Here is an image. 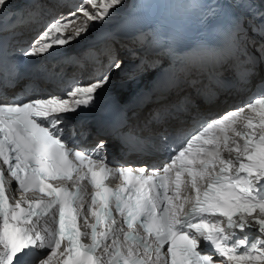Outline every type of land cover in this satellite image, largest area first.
<instances>
[{"label":"snow or ice","instance_id":"snow-or-ice-1","mask_svg":"<svg viewBox=\"0 0 264 264\" xmlns=\"http://www.w3.org/2000/svg\"><path fill=\"white\" fill-rule=\"evenodd\" d=\"M10 3L0 0V16ZM122 5L123 0H82L21 50L22 57L58 54L54 45L62 51L72 41L87 39L93 28L107 24ZM181 7L190 11L193 5ZM257 15L260 24L254 29L237 20L224 31L219 57L211 66H193L192 58L178 65L182 71L167 83L156 111L176 129L189 123L199 127L175 146L164 143L169 135L162 133L160 150L170 151V156L160 168L117 167L105 159L107 140L97 141L93 156L62 136L61 125L67 124L70 114L84 106L97 107L106 86L128 67L125 54L119 51L127 46L115 34H109L97 51V57H107V63L88 84L73 86L65 96L0 100V264H106L105 255L107 264H264V76L256 80L258 71L264 73V11ZM79 19L84 22L65 35ZM143 25L138 15L128 25L137 48L178 50L176 33ZM245 48L251 54L245 53L249 62L242 83L257 94L246 103L210 115L209 105L220 103V94L231 86L229 57ZM135 51L127 49L133 55ZM7 55L0 49V57ZM153 63L155 58L137 61V75ZM205 72L209 84L199 79ZM173 94L175 99L169 101L167 96ZM238 124L246 131H238ZM224 151L235 153L234 158H225ZM113 173L123 179L118 190L105 183ZM6 175L15 179L20 196L16 199L13 194L12 205L5 190ZM182 177H190V182ZM85 180L94 189L90 211L95 222L84 218L91 228L90 245L82 243L77 224L79 189ZM182 183H190L188 196H181ZM29 192L40 195L32 200L27 198ZM36 209L50 216L51 225L39 227L33 222ZM115 212L124 218L119 231L132 242L127 251H112L117 243ZM141 229L143 234L137 237ZM102 248L105 255H97Z\"/></svg>","mask_w":264,"mask_h":264},{"label":"bare ground","instance_id":"bare-ground-1","mask_svg":"<svg viewBox=\"0 0 264 264\" xmlns=\"http://www.w3.org/2000/svg\"><path fill=\"white\" fill-rule=\"evenodd\" d=\"M258 73H260V72L258 71ZM231 101H232V99L228 100V102H231ZM221 106H222L221 103L214 104V105L209 107V112L217 111L221 108Z\"/></svg>","mask_w":264,"mask_h":264}]
</instances>
